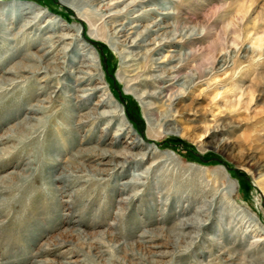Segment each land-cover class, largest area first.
<instances>
[{
  "label": "rangeland",
  "instance_id": "obj_1",
  "mask_svg": "<svg viewBox=\"0 0 264 264\" xmlns=\"http://www.w3.org/2000/svg\"><path fill=\"white\" fill-rule=\"evenodd\" d=\"M103 1L80 14L59 0H0V80L35 64L29 54L60 72L25 73L0 90V140L14 136L0 141V264H264V0ZM22 4L48 16L21 34L31 20L15 18ZM116 24L127 38L114 37ZM66 33L78 36L76 47L65 41L47 54V42ZM139 36L142 47L129 50L135 67L123 68L118 53ZM85 56L96 57L99 80L76 73ZM105 99L130 135L120 118L98 119L115 109ZM33 106L43 113L29 114ZM26 117L35 136L16 133ZM135 141L143 150L128 149ZM95 148L151 153L123 173L100 167ZM82 151L92 156L79 160L82 172L63 173ZM191 218L202 221L187 230L192 242L178 240L177 225Z\"/></svg>",
  "mask_w": 264,
  "mask_h": 264
},
{
  "label": "bare ground",
  "instance_id": "obj_2",
  "mask_svg": "<svg viewBox=\"0 0 264 264\" xmlns=\"http://www.w3.org/2000/svg\"><path fill=\"white\" fill-rule=\"evenodd\" d=\"M59 1L62 3V5L64 7L70 8V9L74 10V12H76V13L78 12V13L81 14L80 11H82V9H81L82 6L85 5V4H87V3H89L90 0H59ZM104 1H106V0H104ZM135 1H137V0H135ZM92 2H93V0H92ZM2 12L6 15L9 12V8L6 7V9H3ZM17 12L19 13L18 15H15V18L17 20H19V18L20 19H23L24 17H27V16L31 18L30 21H27L22 26L21 34L24 31L26 32V31H28V30H30L32 28H35L43 20L44 17H47L48 16L46 14V12H44L43 10H40V9H38L36 7H33V6H30V5H25V4H22L20 6V9L17 10ZM118 14L119 13L117 12L116 15H118ZM2 21H3V18H1V16H0V23ZM118 26H120L121 28L120 29L117 28L118 30L115 31L114 37L116 39L117 38L119 39V38H122V37H126L127 38V34H128L127 33V30H128L127 26L124 25V24H122V25H120V24L117 25L116 24L115 25V27H118ZM137 27L138 26H135L134 28H131V29H137ZM155 27H158V28L161 29V26L159 25V23H156L155 24ZM60 28L62 29L63 26H61ZM47 29H48V27H47ZM7 31H8V29H7ZM149 32L152 33V30H150ZM174 36H176V34ZM77 37L78 36H75V35H72V34L70 35V34L66 33V34H63L62 36L58 37V41L57 42H54V40L51 39V43L50 42H47V44H49V45L47 47H43V48L44 49L45 48H49L50 51L47 53V54H49L50 52L52 53V51H55L57 44H59V45L65 44V41H70V43H67L65 45H68L70 47H76ZM172 41H173V39L172 40H168L167 43H170ZM123 42L124 41L121 42L122 45L124 44ZM144 42L145 41H144V38L142 36H139L138 38H136L135 40H133L131 42V44H129L130 43L129 42L128 45H127V41H126V45H123V46L128 51L125 49V51H122V52H119L118 53L119 56H120V58L122 59V66H123V68L131 69V67H133V66L135 67V63L138 61L137 53H134L133 51H130L129 52V50H131V48H139V47H142L141 44L144 43ZM115 43H120V42H115ZM36 45L37 44L35 42L34 43L32 42L28 46H26L25 48H33V47H36ZM64 48L61 49L62 51H60L59 54H63ZM44 49H42V50H44ZM71 51H72V49H71ZM125 53L127 55H129L127 58H125L126 56L125 57L123 56V54H125ZM18 54H19V50L16 49L15 53L13 52V54L11 56H9V57H12L14 59V58H17L16 56ZM190 56H192V54ZM24 60L25 61H29V62H33L35 64H33V65L16 64V66H14V67L6 70V71L3 70L4 72L3 71L2 72L4 73V75H12L14 77V79L13 78L12 79H5L2 76V78L0 80V90H1V92L6 91V87L16 86L19 83H22V82H19V80L20 79H23V74H25V73H28L29 74L31 72H34V74H46L47 76L50 77V79H54V78L60 77L59 76V74H60L59 71H52V72H50V71L47 70V68H44L42 66V64L44 63L43 59L40 58V57H38L36 54H29V56L26 59H24ZM57 63L58 62H56V64ZM70 63L75 64V63H77V61H74V60H71L70 59ZM226 65L223 64L222 67H221L222 69L219 70V72L225 71L224 68H225ZM78 67H79L80 70L79 71H76V73H78L79 76L80 75L86 76L85 79L82 78V80H84L83 83H86V82L89 83V82H93V81L99 80V77H98V74H99L98 73L99 72V66H98V63L96 62V57H92V56H88L87 57V56H85L84 58H82L80 60V63H79V66ZM179 69H180V67H179ZM178 76L179 75H175V77L173 78V80H178V78H177ZM78 79H81V78H78ZM154 80L155 81H158V82H162L163 80H165V78L156 77V78H154ZM172 86H174V85H172ZM172 86H165L164 88H161V92L154 93V94H150V95L148 94L147 97H150V98L151 97H154V99L155 98L158 99L157 98V95H160V94L163 95L164 94L163 89H167V88L172 87ZM103 88L104 87L100 86L97 89H99L100 92H101V90ZM69 98L72 99V100L74 99L72 97H69ZM103 101H104V103L102 102V106H104L106 108H110V107H113L114 106V104L110 100H108V99H105ZM46 102L48 103V101H46ZM50 102H52V100L49 101V103ZM144 105L147 106V104H144ZM114 108H115L114 111H104L102 114L96 113V114H98V119H109V118H111V119H118V118H120L119 114H120L121 111H119V107L118 106H114ZM146 109H148L150 111L151 110V107H146ZM28 111H29V114L38 115V114L43 113V107H41V106H33V107L29 108ZM25 119H26L25 122H22V124L19 127L20 132H16L17 135H20V136L34 135L35 136V134H38L37 133L38 129H34L29 124L30 120L32 121L34 118L26 117ZM151 125H153V124H151ZM118 130H119V132L122 135H126V134L127 135H130V133H132L131 127H129L126 124V122H125V120H124L123 117H122V119L120 118V124H119V129ZM12 137H14V136H8L7 138H1L2 140H0V141L8 140L9 138H10L9 140H11ZM132 144L133 145H128V147H129L128 149H134V150L142 149L143 150V145L139 141L138 142L135 141ZM208 146H210V147H212V148H214L216 150H220L221 152L228 153V150L224 146H221V145H216L215 147L212 146V145H208ZM93 152L95 153V155H93V156L96 157V158H98V160H99V164L98 165L100 167L101 166H115V168H121V169H123V171H124L123 173H126V171H127V173H129V171L131 169H138V168H140L143 165V162H145L147 160V158L149 156L148 154L151 153L150 151H146L145 153H143V152L136 153V154L128 153V152L127 153H113V152L106 151V150H100L98 148H95ZM7 153H10V152H7ZM89 157H92V156H90L89 152H86V151L85 152L84 151L79 152L72 159V163L70 165H68L66 169H64V172L63 173H81L82 170H83L82 169L83 168V165L82 164H79V160L80 159L81 160H85V159H87ZM119 158H122L123 159V161L121 163L120 162L119 163L116 162V159H119ZM108 160H110L111 162H109ZM132 161L135 162L134 163V166L131 168V165L130 166L127 165L128 167H126L125 163L127 162V164H130ZM149 173H150V171L148 170V171L144 172V174L135 175L134 178L132 179V181L124 184L125 187L127 185L128 186L132 185V186H135V187L136 186H139L140 185L139 183L143 179H147L148 178V174ZM1 187H2V185H0V188ZM196 216L197 217L204 216V210H198V211H196ZM201 224H202V221H200L199 218H195V219L194 218H191V219H185V220L181 221L177 225V230H176V234H175L176 235V238L178 240H181L182 239V240H185L186 242L188 241V242L191 243L192 240H193V235H192L191 232H187V230L189 228H198ZM142 237L143 238H146V237H149L150 238V235H143ZM262 263H264V261H262Z\"/></svg>",
  "mask_w": 264,
  "mask_h": 264
}]
</instances>
